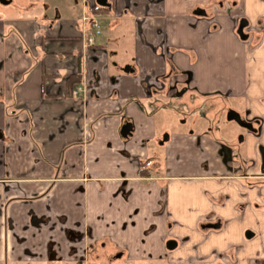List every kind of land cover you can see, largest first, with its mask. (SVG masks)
I'll use <instances>...</instances> for the list:
<instances>
[{
	"label": "crops",
	"instance_id": "0c3cea01",
	"mask_svg": "<svg viewBox=\"0 0 264 264\" xmlns=\"http://www.w3.org/2000/svg\"><path fill=\"white\" fill-rule=\"evenodd\" d=\"M79 3L0 2V264H264V0Z\"/></svg>",
	"mask_w": 264,
	"mask_h": 264
},
{
	"label": "rangeland",
	"instance_id": "374dc122",
	"mask_svg": "<svg viewBox=\"0 0 264 264\" xmlns=\"http://www.w3.org/2000/svg\"><path fill=\"white\" fill-rule=\"evenodd\" d=\"M35 1V6L40 11L42 9L47 16H53L57 12L61 16H72L74 18L80 19L81 17V7L79 0H32ZM36 13V15L40 14L39 12H30L29 14ZM17 14V11L14 12ZM38 17V16H37ZM40 18V16L38 17ZM100 28L103 30L106 29V26L103 22H100ZM94 34H91V36ZM188 121V118L186 122ZM170 128V127H169ZM164 145V144H163ZM163 145H156L155 150L160 151V159L163 158ZM103 241V240H102ZM114 249L111 245L107 243H101V240H97L91 244L87 251L78 258L70 260L64 264H167L165 258L156 259V260H137L133 261L130 259L123 258L121 256H114ZM189 264H202L199 262H191Z\"/></svg>",
	"mask_w": 264,
	"mask_h": 264
},
{
	"label": "flooded vegetation",
	"instance_id": "af4514ba",
	"mask_svg": "<svg viewBox=\"0 0 264 264\" xmlns=\"http://www.w3.org/2000/svg\"><path fill=\"white\" fill-rule=\"evenodd\" d=\"M236 32L239 35V37H241L242 39H248V37L251 36L253 38L254 42L257 43L260 40V37L262 35H264V15L259 16L257 18V20H255L254 22L249 21L245 17H241L238 20V22H237ZM240 122L243 125H246L247 124L246 122H244L242 120H240ZM216 220H219V219L206 220V221H202L201 223L203 224V223H206V222H214ZM220 224L221 223L219 221V226L216 227V229H218L220 227ZM199 228L200 229H215V228H211V227H202L201 228L200 225H199ZM169 238L174 239V237H168L167 239H169ZM166 240H165V243H166ZM120 254H121V251L120 250H115L114 251V256H120ZM217 261H219L221 264H224V259H222L221 257L220 258H217ZM166 262H167V264H186V263L169 262L167 260H166Z\"/></svg>",
	"mask_w": 264,
	"mask_h": 264
},
{
	"label": "water",
	"instance_id": "95a60500",
	"mask_svg": "<svg viewBox=\"0 0 264 264\" xmlns=\"http://www.w3.org/2000/svg\"><path fill=\"white\" fill-rule=\"evenodd\" d=\"M8 0H0V2H7ZM98 4H106V0H95ZM128 69V66H124V70H127ZM230 115H233L234 117H235V119L239 122V123H241L240 122V119L236 116V115H234L233 113H231ZM121 133L124 135V134H128L129 132H130V123L129 122H124L123 124H122V126H121ZM166 135V134H165ZM163 137H165L164 135H163ZM219 226V220H216V221H214V222H206V223H201L200 224V227L202 228V227H211V228H216V227H218ZM166 247L167 248H172V247H174L175 246V244H176V241L174 240V239H172V238H169V239H167L166 240Z\"/></svg>",
	"mask_w": 264,
	"mask_h": 264
},
{
	"label": "built area",
	"instance_id": "2783aa9c",
	"mask_svg": "<svg viewBox=\"0 0 264 264\" xmlns=\"http://www.w3.org/2000/svg\"><path fill=\"white\" fill-rule=\"evenodd\" d=\"M90 25H91V28L87 32L88 33V37H87L88 40H91V34L99 31V24L96 21H94L92 18L90 19Z\"/></svg>",
	"mask_w": 264,
	"mask_h": 264
}]
</instances>
